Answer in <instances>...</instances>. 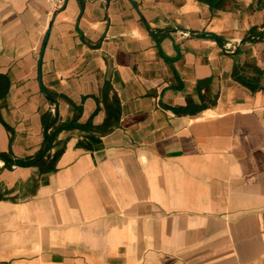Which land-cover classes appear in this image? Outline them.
I'll return each instance as SVG.
<instances>
[{
	"label": "crops",
	"instance_id": "1",
	"mask_svg": "<svg viewBox=\"0 0 264 264\" xmlns=\"http://www.w3.org/2000/svg\"><path fill=\"white\" fill-rule=\"evenodd\" d=\"M0 264H264V0H0Z\"/></svg>",
	"mask_w": 264,
	"mask_h": 264
},
{
	"label": "built area",
	"instance_id": "2",
	"mask_svg": "<svg viewBox=\"0 0 264 264\" xmlns=\"http://www.w3.org/2000/svg\"><path fill=\"white\" fill-rule=\"evenodd\" d=\"M51 12H55L61 9L67 2V0H46Z\"/></svg>",
	"mask_w": 264,
	"mask_h": 264
},
{
	"label": "water",
	"instance_id": "3",
	"mask_svg": "<svg viewBox=\"0 0 264 264\" xmlns=\"http://www.w3.org/2000/svg\"><path fill=\"white\" fill-rule=\"evenodd\" d=\"M21 164H23V163H21Z\"/></svg>",
	"mask_w": 264,
	"mask_h": 264
}]
</instances>
